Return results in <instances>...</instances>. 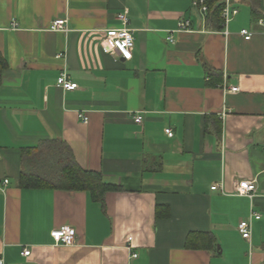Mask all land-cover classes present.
<instances>
[{
	"label": "crops",
	"instance_id": "crops-1",
	"mask_svg": "<svg viewBox=\"0 0 264 264\" xmlns=\"http://www.w3.org/2000/svg\"><path fill=\"white\" fill-rule=\"evenodd\" d=\"M193 2L0 0L3 264H264V0H231L238 14L223 30ZM121 14L130 61L100 46ZM185 19L192 31L171 43ZM59 20L67 32L52 29ZM205 65L222 86L207 84ZM62 72L76 90L58 87ZM59 141L120 188L104 205L87 191L21 187L24 150ZM245 180L256 182L252 199L237 195ZM252 212L261 219L246 240L238 226ZM62 227L75 229L74 245L54 244ZM190 233L213 234L218 252L187 249Z\"/></svg>",
	"mask_w": 264,
	"mask_h": 264
},
{
	"label": "trees",
	"instance_id": "trees-1",
	"mask_svg": "<svg viewBox=\"0 0 264 264\" xmlns=\"http://www.w3.org/2000/svg\"><path fill=\"white\" fill-rule=\"evenodd\" d=\"M195 1V0H194ZM207 7V19L217 28L223 30L225 0H204ZM199 10V8H198ZM7 62L0 55V87L2 72ZM207 84L212 87L222 86V74L205 65ZM34 150H38L34 153ZM31 151V152H28ZM23 159H28L29 170L22 172L20 185L25 189L57 188L64 191H87L92 199L104 205L105 196L120 188L104 182L100 173L86 171L76 162L73 152L64 142H48L37 148L25 149ZM186 248L206 250L217 253V241L211 233H190L186 239Z\"/></svg>",
	"mask_w": 264,
	"mask_h": 264
},
{
	"label": "built area",
	"instance_id": "built-area-1",
	"mask_svg": "<svg viewBox=\"0 0 264 264\" xmlns=\"http://www.w3.org/2000/svg\"><path fill=\"white\" fill-rule=\"evenodd\" d=\"M193 6L195 8H199V11L206 15L207 13V7L205 6L204 0H195L193 2ZM238 14V10L233 9L231 5V0H225V8L223 12L224 17V28L227 27L229 22L232 20L234 16ZM119 20L122 22V27L119 29H110L105 32V35L100 41L101 49L109 55H118L121 57L124 61H130L133 58V50L135 47V37L134 32L132 29L128 27L129 19L127 15L121 14L119 15ZM13 26H16V24H13ZM52 29L56 31H68L66 28V23L63 20L56 21L52 25ZM192 31V24L190 20H183L180 21L178 24V28L175 31H170V36L168 37V40L171 43H174L173 34L174 33H181V32H190ZM242 36L246 40H250L252 35L248 30H243L241 32ZM63 55H59L58 58H62ZM58 87H61L65 91H74L78 88V85L76 83H73L69 81L68 76L65 72H62L57 80ZM224 86V85H223ZM230 92H237L239 89L237 87H232L229 90ZM227 115V111H224L222 114V117H225ZM80 120L83 121V123L88 124L89 123V117L85 112L79 113ZM134 121L138 124H141L143 121V118L141 115H136L134 117ZM165 133L169 137H173L174 133L172 129H166ZM1 158V156H0ZM6 184H8V181H5ZM218 189V186L215 185L212 187V190L215 191ZM257 192V186L255 181H242L239 183L237 188V195L241 197H248L252 199ZM261 215L252 212L251 219L243 220L240 222L238 226V231L240 232L241 236L246 239L250 240L252 236V220H260ZM51 237L54 241V244L57 246H72L75 244L76 241V231L72 227H62L60 229H56L51 232ZM132 242V238H129V243ZM128 243L127 249L131 250V245ZM30 251L25 250L24 256H29ZM134 258L137 257V254L133 255ZM0 264H3V260L0 258Z\"/></svg>",
	"mask_w": 264,
	"mask_h": 264
},
{
	"label": "water",
	"instance_id": "water-1",
	"mask_svg": "<svg viewBox=\"0 0 264 264\" xmlns=\"http://www.w3.org/2000/svg\"><path fill=\"white\" fill-rule=\"evenodd\" d=\"M218 248H220V247H218Z\"/></svg>",
	"mask_w": 264,
	"mask_h": 264
}]
</instances>
